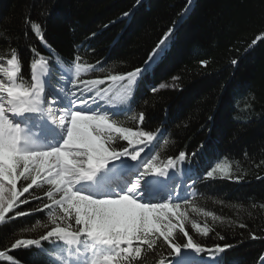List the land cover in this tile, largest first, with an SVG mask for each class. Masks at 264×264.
<instances>
[{"label":"snow or ice","instance_id":"6c2138e0","mask_svg":"<svg viewBox=\"0 0 264 264\" xmlns=\"http://www.w3.org/2000/svg\"><path fill=\"white\" fill-rule=\"evenodd\" d=\"M190 4L187 0L181 16ZM24 22L46 54L32 49L27 81L20 75L22 64L15 49L10 56H0V229L18 217L45 212L40 218L45 222L37 223L46 231L4 245L0 264H24L11 253L33 248L41 264H238L228 259L227 249L233 245L206 246L194 239L187 224L201 238L212 229L190 219L188 207L213 221L220 217L192 205L186 187L176 192L177 181L186 185L191 180L195 185L214 179L215 172L223 173L221 167L202 174L195 170L189 176L187 171L194 170L189 165L181 180L170 170L183 165L184 151L166 159L153 154L155 148L145 152L153 141L156 146L167 143L165 133L159 128L152 132L126 127L120 120L130 116L140 124L145 121L143 112L132 114L134 91L163 59L175 26L157 41L143 66L100 79L86 78L103 71L97 67L100 61L82 62V52L90 50L87 46L74 42L65 57L46 39L41 24L30 17ZM258 41L264 42V32L249 47ZM200 64L207 66L206 61ZM105 80L108 85L101 87ZM166 87L162 82L150 91ZM33 188L44 191H30ZM34 201L39 203L32 206ZM25 204L30 207H21ZM251 239L261 237L253 234ZM254 264H264V251L257 253Z\"/></svg>","mask_w":264,"mask_h":264},{"label":"trees","instance_id":"16d2710c","mask_svg":"<svg viewBox=\"0 0 264 264\" xmlns=\"http://www.w3.org/2000/svg\"><path fill=\"white\" fill-rule=\"evenodd\" d=\"M186 3L0 0V56H10L15 49L22 64L20 75L30 80L32 49L46 54L25 25V17H30L42 25L46 39L65 57L71 54L74 42L87 46L90 50L82 52V62L96 65L100 61L97 67L102 66L103 71L91 72L86 78L104 79L143 66L157 41L175 26L163 59L134 91L132 114L143 112L145 121L140 124L130 116L120 120L130 128L161 129L167 143L156 146L155 141L154 152L166 159L184 151L182 174L189 165L194 175L195 170L202 174L210 167H221L223 173L215 172L214 179L193 185L190 197L192 205L220 219L213 221L188 207L190 219L207 223L212 231L201 238L190 224L186 228L206 246L233 245L227 249L229 260L254 264L257 253L264 251V42L249 45L264 32V0H191L189 11L181 16ZM126 11L132 15L124 17ZM233 59L239 63L232 65ZM162 82L169 87L150 91ZM108 83L105 80L101 87ZM30 191L42 194L44 189ZM36 203L39 201L32 206ZM40 218H45V212L18 217L0 229V248L16 238H36L46 231L38 226V220L45 222ZM253 234L261 239L252 240ZM37 251L11 254L24 264H41Z\"/></svg>","mask_w":264,"mask_h":264},{"label":"rangeland","instance_id":"374dc122","mask_svg":"<svg viewBox=\"0 0 264 264\" xmlns=\"http://www.w3.org/2000/svg\"><path fill=\"white\" fill-rule=\"evenodd\" d=\"M153 143V142H152ZM139 147H145L144 145H140ZM151 149H153L152 148V144L151 145H148L146 148H145V152H148L149 150H151ZM154 154V153H153ZM177 168V171H176V173H177V177H179V173H180V170H181V167H180V165L179 166H177L176 167ZM171 171V170H170ZM187 175H189V176H194L193 174H192V172L190 173V174H187ZM177 188H176V192L177 193H179V192H181V190L183 189V188H187V193H185V194H187V195H189V197H191L192 195H193V193L191 192V187L193 186V183H192V181L191 180H188L187 181V184L185 185V184H181V183H179V181H177ZM190 255H192L193 256V259H194V257H195V255L194 254H190Z\"/></svg>","mask_w":264,"mask_h":264}]
</instances>
